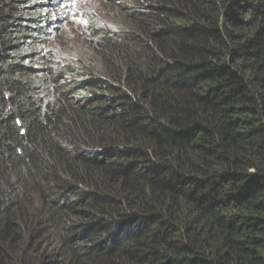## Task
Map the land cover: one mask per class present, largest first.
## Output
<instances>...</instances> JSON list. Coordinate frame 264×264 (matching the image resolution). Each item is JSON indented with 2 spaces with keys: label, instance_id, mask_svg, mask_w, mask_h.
Returning a JSON list of instances; mask_svg holds the SVG:
<instances>
[{
  "label": "trees",
  "instance_id": "1",
  "mask_svg": "<svg viewBox=\"0 0 264 264\" xmlns=\"http://www.w3.org/2000/svg\"><path fill=\"white\" fill-rule=\"evenodd\" d=\"M101 1L0 0V264H264V0Z\"/></svg>",
  "mask_w": 264,
  "mask_h": 264
},
{
  "label": "clouds",
  "instance_id": "2",
  "mask_svg": "<svg viewBox=\"0 0 264 264\" xmlns=\"http://www.w3.org/2000/svg\"><path fill=\"white\" fill-rule=\"evenodd\" d=\"M97 1L95 0V3ZM87 2H83L82 0V8L78 7H69L65 6L66 1L60 0H36L35 5L40 9V24H39V31L44 32L47 34V38H52V40H56L57 44H53L51 46L52 52L55 53V58L58 62L55 66L63 67L64 66V58L66 55L61 56L56 52L54 47L60 46L66 49V43H63V37H71L72 39L78 38V35H83L86 33L92 26L99 28L98 24L101 23L102 18L98 14V9H103L104 3H99L96 8H94L95 15L93 18L88 14L87 11L83 9V5ZM109 6V5H108ZM109 10H105L106 12L112 11L111 7L109 6ZM103 18H107L103 15ZM80 19V20H79ZM69 28L73 29H80L79 33L76 31H72V33L64 34ZM112 31H116L114 25H110L107 27ZM64 34V35H62ZM70 39V40H72ZM51 48L48 47L43 53H48L51 51ZM18 126V124H17ZM19 127V126H18Z\"/></svg>",
  "mask_w": 264,
  "mask_h": 264
},
{
  "label": "rangeland",
  "instance_id": "3",
  "mask_svg": "<svg viewBox=\"0 0 264 264\" xmlns=\"http://www.w3.org/2000/svg\"><path fill=\"white\" fill-rule=\"evenodd\" d=\"M62 1H66L65 6H69V7H78V8H82V0H60V3H62ZM97 2L95 3V0H83V2H87L85 5H83V9L85 11L88 12V14L93 18V15H95L94 12V8H96L98 6L99 3H102L101 0H96ZM103 9L105 10H109V6L108 5H103L102 6ZM98 14L99 16L102 18L101 23L98 24L99 28H107L110 25L112 26L114 23L111 19L107 18H103V13L100 12V9H98ZM80 20V19H79ZM72 31H76V33H79L80 29H73V28H69L64 34H69L72 33ZM62 34V35H64ZM69 39H72L71 37H69ZM54 49L56 50V52L58 54H60L61 56L63 55H68L71 58H77V55H75L74 53H72V50H66L63 47L57 46L54 47ZM55 62H58V60H56ZM57 63H55L56 65Z\"/></svg>",
  "mask_w": 264,
  "mask_h": 264
}]
</instances>
